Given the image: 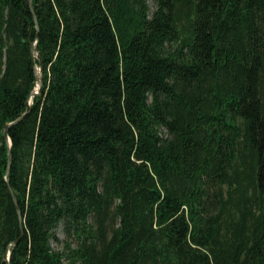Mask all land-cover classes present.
<instances>
[{"label": "trees", "instance_id": "16d2710c", "mask_svg": "<svg viewBox=\"0 0 264 264\" xmlns=\"http://www.w3.org/2000/svg\"><path fill=\"white\" fill-rule=\"evenodd\" d=\"M152 2L0 0V264H264V0Z\"/></svg>", "mask_w": 264, "mask_h": 264}, {"label": "water", "instance_id": "95a60500", "mask_svg": "<svg viewBox=\"0 0 264 264\" xmlns=\"http://www.w3.org/2000/svg\"><path fill=\"white\" fill-rule=\"evenodd\" d=\"M31 6H32V5H31V0H30V7H31ZM35 21H36V20H35ZM32 49H33V48H32ZM34 67H35V66H34ZM35 71H36V72H35L36 75H37L38 73H40V70H38V69H35ZM41 87H42V81H41V78L38 77V78H37V82H36V86H35V88L33 89L32 93H31V95H30L29 101H28V103H27L28 106H29L30 99H31L32 97H34V96L40 94V92H41ZM24 114H25V113H24ZM24 114H23V115H24ZM7 128H8V127H7ZM10 145H11L10 140H9V138L7 137V146H8V150H10ZM9 160H10V157H8V168H9V165H10ZM8 168H7V171H6V177H5L7 183H8ZM16 209H17V214H18L19 223H20V235L22 236V228H21V213H20V209H19L18 207H16ZM18 241H19V239L15 240V241L12 243V245H15L16 243H18ZM4 260H5L6 264H9V252H7V253L5 254V256H4Z\"/></svg>", "mask_w": 264, "mask_h": 264}, {"label": "rangeland", "instance_id": "374dc122", "mask_svg": "<svg viewBox=\"0 0 264 264\" xmlns=\"http://www.w3.org/2000/svg\"><path fill=\"white\" fill-rule=\"evenodd\" d=\"M148 4H149V7H150V9H151V11H152V10H153V7H154V6H153V2H152V0H148ZM58 236L61 237V231H60V230L58 231ZM52 246H53L54 248L57 247L56 244H53Z\"/></svg>", "mask_w": 264, "mask_h": 264}]
</instances>
